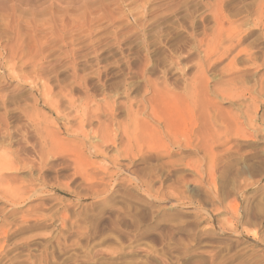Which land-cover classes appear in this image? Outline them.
<instances>
[{
    "label": "rangeland",
    "instance_id": "1",
    "mask_svg": "<svg viewBox=\"0 0 264 264\" xmlns=\"http://www.w3.org/2000/svg\"><path fill=\"white\" fill-rule=\"evenodd\" d=\"M0 264H264V0H0Z\"/></svg>",
    "mask_w": 264,
    "mask_h": 264
}]
</instances>
